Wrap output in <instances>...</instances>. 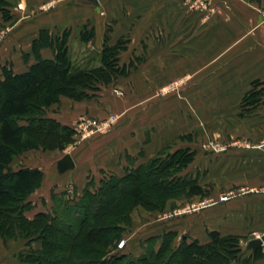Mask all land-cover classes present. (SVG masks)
I'll return each mask as SVG.
<instances>
[{
	"label": "crops",
	"instance_id": "obj_1",
	"mask_svg": "<svg viewBox=\"0 0 264 264\" xmlns=\"http://www.w3.org/2000/svg\"><path fill=\"white\" fill-rule=\"evenodd\" d=\"M5 1L6 5L0 8V79L6 64L16 73H24L39 57L54 59L50 48L34 50V42L43 30L54 38L68 34L69 50L74 44L92 47L86 57L95 60V65H99L106 37L109 46H115L120 40L127 42L120 53V63L130 65L126 76L103 86L91 98L75 101L62 97L58 104L46 109L47 118L75 131V143L64 151H41L46 152L47 158H52L55 152L64 153L60 159L71 154L75 168L58 174L54 180L63 183L73 180L82 192L93 173L105 170L111 172L110 175L123 176L127 169L147 163L183 135L181 128L185 122H178L182 115L169 116L165 97L150 105L152 99L166 93L171 81L180 85L176 93L189 96L190 110L212 112L213 119L221 118L223 127L230 126V112L238 110L244 96L253 89V82H260L256 90L264 94V0H98V4L88 0ZM84 29L94 32V37L86 42L82 40ZM93 51L98 54L90 58ZM115 88L121 94H114ZM130 92L150 97L130 105ZM140 106L141 113L131 114V110ZM254 110L249 120L254 121L260 131L254 135L258 139L264 133V97L260 107ZM110 115H116L117 121L106 132L87 136L84 132L89 129L80 128L85 118L103 121ZM247 121L240 119L239 125ZM155 127L158 130L152 133ZM41 151L25 152L14 161L18 157L35 158V153ZM236 153L238 159H246V152ZM253 153V183L264 185V151ZM240 164L238 172L245 174L246 160ZM27 167L44 173L42 186L29 197L32 199L54 174L36 166ZM178 200H169L166 211ZM56 205L51 198L50 210ZM137 209L143 208L139 206L134 212ZM42 212L52 211H36L27 218L33 220ZM176 216L162 228L164 232L159 236L177 233L176 245L181 243L180 237L204 244L212 231L239 238L252 236L243 244L242 261L235 264H249L243 260L258 254L260 257L251 264H264V244L256 252L247 248L251 240L264 236L263 192L190 216L176 211ZM17 241L24 243L17 258L30 248L40 250L42 247L39 241L28 246V241L20 235L10 240L0 238V245Z\"/></svg>",
	"mask_w": 264,
	"mask_h": 264
},
{
	"label": "trees",
	"instance_id": "obj_2",
	"mask_svg": "<svg viewBox=\"0 0 264 264\" xmlns=\"http://www.w3.org/2000/svg\"><path fill=\"white\" fill-rule=\"evenodd\" d=\"M6 5L0 0V8ZM94 37L84 29L82 40ZM106 37L99 65L85 58L87 66L77 67L71 58L68 34L54 38L43 30L34 42V50L50 48L54 59L41 57L28 71L16 73L10 64L2 68L0 79V238L19 235L42 244L40 250L28 249L20 264H235L242 261L241 238L209 233V241L188 242L177 233L167 232L150 238L147 252L132 259L129 254L111 255L122 239L125 225L139 206L147 211H163L169 200L181 197H207L197 178L183 175L193 161L189 151L165 152L160 158L129 168L123 176L110 175L99 185L89 183L82 197L69 203H57L53 214L38 213L26 218L29 197L41 188L44 173L39 169L11 167L16 156L32 150L64 151L75 143V131L45 115L47 108L62 97L75 101L91 98L103 86L126 76L130 65L120 63L126 41L115 46ZM95 59V58H94ZM259 81L244 102H252L261 91ZM252 105V104H251ZM24 122V124H22ZM160 244L157 245V242ZM243 261L249 262L248 259Z\"/></svg>",
	"mask_w": 264,
	"mask_h": 264
},
{
	"label": "rangeland",
	"instance_id": "obj_3",
	"mask_svg": "<svg viewBox=\"0 0 264 264\" xmlns=\"http://www.w3.org/2000/svg\"><path fill=\"white\" fill-rule=\"evenodd\" d=\"M92 50V47L88 48L77 46L75 44L70 46V54L73 63L76 64L77 67L87 66L85 58ZM96 63H98V61ZM177 83L178 82L171 81L166 86V93L156 97V99H152L150 105L155 104L160 99L164 100L165 97L167 99V113L169 116L178 117L181 113L182 118L179 117L178 122H181V120L182 122H185L181 128V131L184 133L151 159H161L165 152L174 153L177 150L189 151L193 156V161L189 164L188 168L184 170L183 175H190L197 178L200 185L202 184L203 186H201L208 193V196L178 198L180 200L173 203L167 211L165 209V212H163L164 210L154 211V213L150 214L147 213L150 211H147L143 207V209H137L135 212L133 211L131 214V224H125L127 226H125L126 230L123 237L116 246L110 250L111 255L129 254L130 258L135 259L145 254L147 252L149 245L148 241L150 238H160L162 236H159L160 232H164L162 228L169 222L173 221L175 217L180 215L176 216V211H182L185 215L190 216L214 207L201 206L200 204L204 202V200L216 201L222 194L233 193L232 198L228 201L230 202L237 201L239 198L246 195L250 196L262 192L264 193V185H255L253 183L255 169L252 159L253 152L264 151V133H262L258 139H255L254 135L260 131L257 130V127L253 123L254 121L249 120L251 118L250 116L255 113L254 109L260 107L262 104L264 94L260 93V95L255 96L253 102L251 100L247 103L244 102L246 94L242 99L238 110L230 112V126L223 127L220 125L221 118L216 117L213 119L212 112H195L190 110L189 96H183L176 93L177 87H180ZM116 89L117 88L114 89V94H117ZM256 91L258 92V90ZM110 93H113V90H111ZM149 97V95L135 96L130 92V105L137 104L138 101L143 98L149 100ZM140 110L141 106L131 110V114H136L138 111L141 113ZM156 111L157 110L155 109L153 113H156ZM46 114L47 112L45 111V115ZM240 119H247L248 121L244 123L243 126H240ZM157 130L158 128L155 127L152 128L151 132L156 133ZM238 151L246 152L247 154L245 159L247 164L245 174H239L238 172V168L241 165L240 162L245 161L238 159V153H236ZM35 154H37V157L32 159L18 157V159L14 161L12 168L17 170L21 167L36 166L49 172V174L52 173V175H54L45 183V187L37 195L33 196L32 199H30L31 197L28 199L30 206L25 212L26 218L27 216H33L36 211H52L51 213L53 214L54 209L50 210L49 208L51 205V198L57 203L71 202L72 204L79 200L84 192L75 185L73 180L72 182L65 181V183L61 181L59 182V179L54 180V178H56L55 176L59 174L57 172V162L60 160L59 157L64 154L63 152L53 153L54 156L52 158H47L46 152L44 151ZM49 156L52 155L50 154ZM241 157H243V155H241ZM110 174L111 172H106L105 170L100 172L97 171L89 177L91 180L90 183H92L93 186L99 185L100 181L108 178ZM56 182H58V184ZM55 183L57 185L52 188ZM250 237L252 236L241 238L242 250L244 242ZM178 240H182L181 237L178 238ZM122 242H125L123 248L120 247ZM158 244L159 242H157L156 247ZM180 244L181 243H178V245ZM23 245L24 243L19 241H17V243L8 242L3 246L0 245V264H20L21 256L19 258H17V256ZM259 257L260 254L248 256V263H253Z\"/></svg>",
	"mask_w": 264,
	"mask_h": 264
},
{
	"label": "built area",
	"instance_id": "obj_4",
	"mask_svg": "<svg viewBox=\"0 0 264 264\" xmlns=\"http://www.w3.org/2000/svg\"><path fill=\"white\" fill-rule=\"evenodd\" d=\"M194 2H197L198 0H193ZM19 9H22L21 6H19ZM117 94H121L119 90H116ZM117 121V116L116 115H110L106 120L103 121H99V120H95V119H83L80 122V128L85 130V129H89L86 132H84V134L88 135H93L95 133H102V132H106L109 129H111L115 123ZM233 193H228V194H222L218 200L214 201V200H204V202H202L200 205L201 206H215L219 203H226L228 202L231 198H232ZM125 245V242H122L120 244V247L123 248Z\"/></svg>",
	"mask_w": 264,
	"mask_h": 264
},
{
	"label": "water",
	"instance_id": "obj_5",
	"mask_svg": "<svg viewBox=\"0 0 264 264\" xmlns=\"http://www.w3.org/2000/svg\"><path fill=\"white\" fill-rule=\"evenodd\" d=\"M89 2L93 4H98V0H88ZM97 51H93L90 55V58H93L95 55H97ZM75 168V161L71 154L64 155L58 162H57V171L59 174H65L68 171H71ZM264 244V236L262 238H256L251 240L247 248L249 250H252L253 252H256L262 248V245Z\"/></svg>",
	"mask_w": 264,
	"mask_h": 264
}]
</instances>
